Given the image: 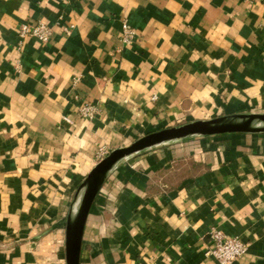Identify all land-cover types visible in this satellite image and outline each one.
Wrapping results in <instances>:
<instances>
[{
    "label": "crops",
    "instance_id": "1",
    "mask_svg": "<svg viewBox=\"0 0 264 264\" xmlns=\"http://www.w3.org/2000/svg\"><path fill=\"white\" fill-rule=\"evenodd\" d=\"M35 22L49 40L18 45L20 26ZM82 103L96 117L79 116ZM258 112L264 0H0V264L31 247L36 227L57 225L61 243L66 207L99 150ZM212 227L246 244L232 264H264V134L127 158L89 209L79 264H217L205 254Z\"/></svg>",
    "mask_w": 264,
    "mask_h": 264
},
{
    "label": "water",
    "instance_id": "2",
    "mask_svg": "<svg viewBox=\"0 0 264 264\" xmlns=\"http://www.w3.org/2000/svg\"><path fill=\"white\" fill-rule=\"evenodd\" d=\"M222 134H264L263 113H238L195 120L145 134L111 150L83 177L75 189L65 220V264H79L82 234L89 209L109 174L130 156L173 141Z\"/></svg>",
    "mask_w": 264,
    "mask_h": 264
},
{
    "label": "built area",
    "instance_id": "3",
    "mask_svg": "<svg viewBox=\"0 0 264 264\" xmlns=\"http://www.w3.org/2000/svg\"><path fill=\"white\" fill-rule=\"evenodd\" d=\"M250 1V0H243ZM133 36L131 28L123 23L121 26V40L128 43ZM18 45L27 38H35L45 43L50 37V28L42 23H25L20 26L17 31ZM78 114L82 118L93 119L96 117L95 107L90 103H82L78 108ZM102 153V152H101ZM246 244L235 236H226L215 227L210 228L208 232V242L205 247V254L212 257L217 264H232L240 258L246 251Z\"/></svg>",
    "mask_w": 264,
    "mask_h": 264
},
{
    "label": "rangeland",
    "instance_id": "4",
    "mask_svg": "<svg viewBox=\"0 0 264 264\" xmlns=\"http://www.w3.org/2000/svg\"><path fill=\"white\" fill-rule=\"evenodd\" d=\"M258 113H263V112H258ZM130 142H127L126 144L128 145ZM98 153L100 154V156H98L97 162L98 160L102 159L108 154V152H105L106 153L105 154L104 151L102 150H99ZM114 170L109 174L107 179L113 174ZM71 199L69 200V202L71 201ZM105 201L106 204L104 206L105 207L104 210L106 212H111L113 210V205H112L113 198L107 195L105 196ZM69 204L70 203H68L66 207L64 219L61 221V225L63 227L61 243L58 241V239L55 238L56 236L54 232L56 230L57 225L53 226V224H51L52 225V226L50 225L51 227H48L49 226L48 225L47 227L44 228L42 226H40V228L36 227V235L34 236V240L32 241L31 247H27V250L24 252L16 251L15 253H13L14 256L12 257V260L10 258V261L7 264H65L64 231H65V220H66ZM16 243L20 244L22 242L18 241ZM3 264H6V262H4Z\"/></svg>",
    "mask_w": 264,
    "mask_h": 264
}]
</instances>
